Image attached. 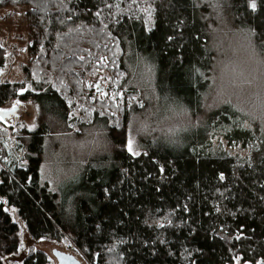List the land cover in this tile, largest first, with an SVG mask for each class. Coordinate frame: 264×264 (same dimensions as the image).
Listing matches in <instances>:
<instances>
[{"label":"trees","instance_id":"16d2710c","mask_svg":"<svg viewBox=\"0 0 264 264\" xmlns=\"http://www.w3.org/2000/svg\"><path fill=\"white\" fill-rule=\"evenodd\" d=\"M144 2L148 20L138 0H0V11L24 8L28 51L25 80L0 83V108H37L33 129L0 119V138L15 133L9 149L0 142V264L20 244L7 207L30 237H66L86 264H264V131L245 127L229 103L207 108L215 18L252 35L264 58V0ZM5 61L0 44V69ZM102 70L112 77L107 99L87 87ZM181 110L192 133L157 121ZM133 120H145L136 154ZM88 135L64 182L42 179L48 148ZM218 138L256 146L239 158ZM22 264L50 261L35 250Z\"/></svg>","mask_w":264,"mask_h":264},{"label":"rangeland","instance_id":"374dc122","mask_svg":"<svg viewBox=\"0 0 264 264\" xmlns=\"http://www.w3.org/2000/svg\"><path fill=\"white\" fill-rule=\"evenodd\" d=\"M200 4H210L215 8L211 0H197ZM210 2V3H209ZM151 5L138 0L137 12L145 20L150 19ZM23 7L8 8L0 11V44L5 49V65L0 69V83L5 82H22L25 80L24 64L28 59L27 51V30L22 12ZM139 15V16H140ZM141 16V17H142ZM218 27L211 32L214 43L212 48L217 54L214 63L209 95L211 101L208 107H214L217 104L229 103L240 111L245 119L244 126L253 129L254 126L264 131V58L253 43L252 35L241 30H232L226 26L219 18ZM146 79H144L145 81ZM87 87L94 89V96L100 99H107L106 91L111 84L112 77L109 71H99L86 79ZM107 88V89H106ZM119 91L114 87L110 90V98L119 95ZM150 97L151 95L148 94ZM18 108V120H7L6 127L16 128L26 127L33 129L36 126L37 108L32 100L24 103H14L8 108ZM156 118V117H154ZM157 121L169 128L173 126H183L184 131L192 133L196 127L193 123V116L189 110L177 111L173 116L170 114H160ZM145 120L137 122L133 120L129 129V141H131V152L138 153L136 132L143 129ZM132 126L137 130L132 129ZM180 127L171 129L179 130ZM15 133L8 131V137L0 138V142H7L8 149L15 143ZM90 134V133H89ZM92 134V133H91ZM88 138H69L61 142V150L46 152L47 162L44 163L42 179L50 184L53 188L66 180L73 171L72 164L76 158L80 157L87 149L89 144ZM219 139V145L230 155L239 158H245L251 154L252 149L256 146L250 142L245 146L241 143L229 145L228 142ZM129 144V142H128ZM129 146V145H128ZM6 147V148H7ZM0 161V169H1ZM14 219L19 224L20 244L18 250L5 256L4 264H22L23 258L31 251L44 252L50 261V264H57L52 255L54 250H60L75 256L81 264H86L85 260L78 253L72 242L64 237L60 241L51 239H33L28 234L24 223L17 217L13 208L7 207Z\"/></svg>","mask_w":264,"mask_h":264},{"label":"water","instance_id":"95a60500","mask_svg":"<svg viewBox=\"0 0 264 264\" xmlns=\"http://www.w3.org/2000/svg\"><path fill=\"white\" fill-rule=\"evenodd\" d=\"M18 115L17 107L12 108H0V119L2 121L10 120L16 118ZM57 264H81V262L73 255L69 253L62 252L60 250H54L52 252Z\"/></svg>","mask_w":264,"mask_h":264},{"label":"snow or ice","instance_id":"6c2138e0","mask_svg":"<svg viewBox=\"0 0 264 264\" xmlns=\"http://www.w3.org/2000/svg\"><path fill=\"white\" fill-rule=\"evenodd\" d=\"M251 7L253 8V9H255V7H256V4H255V2H253L252 4H251ZM81 59H83V58H81ZM132 149H131V141H129V151H131Z\"/></svg>","mask_w":264,"mask_h":264},{"label":"flooded vegetation","instance_id":"af4514ba","mask_svg":"<svg viewBox=\"0 0 264 264\" xmlns=\"http://www.w3.org/2000/svg\"><path fill=\"white\" fill-rule=\"evenodd\" d=\"M17 112H18V108H17ZM13 120H18V115L16 118L10 119V121H13Z\"/></svg>","mask_w":264,"mask_h":264},{"label":"bare ground","instance_id":"6f19581e","mask_svg":"<svg viewBox=\"0 0 264 264\" xmlns=\"http://www.w3.org/2000/svg\"><path fill=\"white\" fill-rule=\"evenodd\" d=\"M15 106V105H14Z\"/></svg>","mask_w":264,"mask_h":264}]
</instances>
